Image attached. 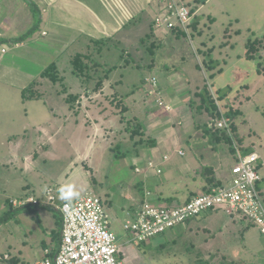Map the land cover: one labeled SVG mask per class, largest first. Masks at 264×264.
Wrapping results in <instances>:
<instances>
[{"label": "rangeland", "instance_id": "374dc122", "mask_svg": "<svg viewBox=\"0 0 264 264\" xmlns=\"http://www.w3.org/2000/svg\"><path fill=\"white\" fill-rule=\"evenodd\" d=\"M14 1L0 0V22L9 35L10 32L23 33L25 28L18 24L29 13L28 7L21 8L26 5ZM204 2H189L193 11L195 3L203 7L196 28L191 27L188 33L177 36L155 26L152 31L149 25L145 32L137 30L131 44H118L102 53L112 41L93 42L89 49L84 48L83 53H79L91 57L88 60L91 82L81 80L71 62L63 60L59 68L62 84L38 79L44 95L39 101L25 103L19 93V88L28 83L27 78L20 77L19 71L24 68L32 72V67L20 61L13 64L3 61V58L9 60L12 53L22 54V50L15 51L12 42L0 46V192L3 195L0 220L10 207L5 202L9 203L11 197L20 198L26 191H42L51 183V177L56 181L60 176V183L74 185L79 195L91 193L101 198L105 210L112 203L118 205V186L135 174L136 160L146 162L149 155V148L139 145L138 141L142 136L143 140L151 139L147 135L151 126H163L172 134L169 139L176 143L171 146L181 145L186 151L185 157L174 153V166L189 161V167H198L201 171L202 166L216 169L218 161L220 165L232 167L235 159L228 145L219 147L218 151L212 149L195 124L210 122L212 125L219 119L211 122L213 118L210 120L197 108L205 106L201 98L206 93L214 98L217 88L229 91L230 104L239 109L235 120L239 138L260 156L257 171L262 179L260 190L264 192V0ZM146 33L152 34L146 37ZM160 34L165 37L157 39ZM255 39L257 51L248 57L247 43ZM192 74L193 78L187 77ZM169 75L183 77L171 84L166 80ZM150 76L156 77L162 87L180 99L179 102L172 99L169 112L154 99L157 96L149 94L146 79ZM64 88L69 93L82 92L85 97L82 103L86 106L79 105L78 101V105L70 109L63 95L58 93ZM112 94L120 97L112 99ZM39 123L41 126L37 127ZM10 125L11 131L6 129ZM134 130L142 134L134 135L138 144L132 139ZM2 142L18 145L6 147ZM27 155L30 162L25 159ZM216 212L210 219L204 220L202 215L194 217L163 236L138 243L132 242L133 234L124 229L126 222L133 220L132 216L120 210L112 228L123 262L264 264V234L257 225L241 214L231 217L222 210ZM53 213L58 221L61 214ZM108 217L115 219L111 212ZM3 224H0V251L5 252L10 251L13 239L9 225ZM34 225L42 230L40 223ZM244 228L250 229L252 248L248 254H230L231 259H228L223 254L225 247L240 249ZM37 232L28 229V237L23 240H33ZM260 240L262 249L254 247ZM214 250L221 253L217 257L211 255L209 251L217 253Z\"/></svg>", "mask_w": 264, "mask_h": 264}, {"label": "crops", "instance_id": "0c3cea01", "mask_svg": "<svg viewBox=\"0 0 264 264\" xmlns=\"http://www.w3.org/2000/svg\"><path fill=\"white\" fill-rule=\"evenodd\" d=\"M2 1L3 0H1V2ZM9 1L10 0H8V2ZM178 1L187 5L191 4L189 3L191 0H189L188 3L185 0ZM195 1L199 3V0ZM208 1L209 0H205L204 3H207ZM14 2L23 6L26 5L21 7L23 10L27 7L29 8L28 15L23 17L22 23L18 24L21 28L25 29L23 33H19V35L12 34V32H10L9 35L8 32L4 30L2 22H0V40L11 42L33 28L36 20L39 21L37 29L28 39L14 45L15 51L22 50V54H19L20 52L9 53L11 54L9 60L3 58V61L8 64H13V61H20L28 63V65L32 67V72L26 71L24 68L19 71L20 77H23V79L27 78L28 80L27 85H24V87L28 86L32 81L41 78V73L49 65L56 64L59 69L63 60L71 62L74 55L83 53L84 48L89 49V46L93 44V42L112 41V44L115 45L112 46V44H109V46L103 49L101 53L110 50V48L117 47L118 44H131L133 36L137 30L144 31L146 26L149 27V25L151 26V30H154V19L165 6L164 0H15ZM198 3H195L194 5V12L196 14L193 22L194 24H196L199 11L203 7H198ZM3 10L5 9L3 8ZM35 14H38V19ZM193 28H196V26L194 25ZM167 32L173 33L177 36L181 35L175 31L168 30ZM151 34L152 33H148L147 35L146 33L144 35L149 37ZM8 35L9 37H7ZM160 36L161 37L159 38L156 36L157 39L165 37L163 34H160ZM126 53L129 54L130 52ZM9 54H6V56ZM182 77L183 76L177 77L175 75H169L166 80H170V83L174 84V82ZM187 77L193 78V74L192 76ZM153 78L157 80L158 84V93H154L157 97L154 99L159 100L165 110L169 112L168 108L169 105L171 106L170 102H172V99H178V102L180 99L175 97L172 92L168 91V89L162 87L158 79L153 76L146 79L147 84L150 85V90L152 86L148 81ZM107 80L108 81L106 82H109V79ZM24 87L19 88V93ZM75 94H82V92ZM83 97L84 95H81L79 105H83ZM119 97H115V94H112L111 98L117 99ZM1 107L2 106H0V108ZM68 107L72 109L69 105ZM0 121L2 120L0 119ZM11 126L12 125L6 127V129L8 128V130L10 129L11 131ZM39 126H41L40 123L37 127ZM147 132V135L151 137L149 140H153L154 145L149 147L150 151L146 162H143L141 159L136 160L133 164V171L135 174L125 178V183L118 186V193L116 196L120 199V202L118 205L112 203L111 206L106 209L107 215L109 216V212H111L112 216L115 218L109 220V228L112 232H114L112 228L114 226L113 221L116 223L117 214L120 210L126 211L127 215L132 216L134 219L140 205L144 201H148L151 204L158 206H180L189 202L194 197L204 194V186L206 185V182L202 172L206 167L202 166V170L200 171V168L198 167H189V165H191V162L189 161L174 166V156H176L174 153H177L178 156L181 157H185L187 153L181 145L171 146V143L176 145L175 142H172L171 139H169L172 135L171 132L163 128V126L160 128L159 126H151ZM176 137L178 138L179 135ZM191 137L192 136H190V138ZM1 145L6 147L9 145L17 147L18 144H5L2 142ZM180 151L184 152V156L179 154ZM25 159H28L29 162L31 160L29 155H27ZM234 159L236 161V158ZM150 161L156 165V168H161L162 172L160 174H155L153 171L155 168H149L148 163ZM164 166L167 167V172L165 171ZM215 166H217L216 169L211 167L214 169V179L217 182H220L221 185H224L223 182H226L227 184L230 181L232 167H227L223 164L220 165L218 161ZM136 169H138L139 172H137ZM186 169H188V171ZM159 175L165 176L160 178L158 177ZM51 178V183H49L42 191H26L21 193L20 198L16 199H24L27 197L40 198L49 188H55L58 190L62 185L65 186L63 183H60V176L56 181H54L55 178ZM260 183L258 185L259 190L261 186ZM87 194L91 193H85V195ZM261 194L264 198V192H261ZM58 195L60 200L65 202H73L85 196L79 195L71 200H66L61 198L60 193H58ZM2 196L3 195L0 192V204L3 203ZM12 198L14 197H11V199ZM4 204L9 207L8 202H5ZM28 208L12 209L9 207V209H7L8 211L3 214H11L13 216L11 220L3 224H7L10 227L9 230L10 236H12L13 239V245L9 246L10 251H0L1 257L4 255L10 256V264H27V262L30 261L34 264L36 261L46 257L52 258L60 247L62 237L61 215H59L60 219L57 221L56 215L53 213H57V211L52 208L43 206H30ZM216 213H218L216 210L204 212L201 214L202 219H210ZM201 215L197 217H200ZM197 217L195 218L197 219ZM35 222L40 223L42 230L34 225ZM28 229H36L38 231L33 240H23L24 237H28ZM243 232L244 234L242 233L240 237L242 241V244L239 246L240 249L237 247H230L229 249L225 247V252H223V254L228 256V259H231V256H229L230 254H248L249 250L252 248L251 241H253V237L248 236L250 229L244 228ZM29 233L32 234L31 231H29ZM131 241L137 242L134 239V236ZM258 242L259 243L254 247L262 249L263 242L261 240ZM209 252L211 255H216V257L221 253L218 250H214L213 252H217L214 254L211 251ZM211 258L212 257H209V259Z\"/></svg>", "mask_w": 264, "mask_h": 264}, {"label": "built area", "instance_id": "2783aa9c", "mask_svg": "<svg viewBox=\"0 0 264 264\" xmlns=\"http://www.w3.org/2000/svg\"><path fill=\"white\" fill-rule=\"evenodd\" d=\"M164 2V9L154 19L155 28L188 33L195 12L178 0ZM148 82L152 86L149 94L154 95L158 88L157 80L153 78ZM213 123V128L229 130L228 120L223 116ZM179 154L184 156V152ZM236 155L227 184L180 206H158L144 201L135 218L127 221L124 229L131 232L138 243H144L204 212L222 210L231 217L235 214L247 217L264 234V198L258 187L261 176L257 171L260 156L256 152L242 155L239 150ZM148 166L155 168L158 174L162 172L152 161ZM58 193L55 188H49L40 198H12L9 202L12 209L43 206L61 214L62 237L57 253L34 264H125L120 258L118 238L109 228L102 199L87 194L73 202H65L60 200ZM9 261L10 256L4 255L0 264H10Z\"/></svg>", "mask_w": 264, "mask_h": 264}, {"label": "trees", "instance_id": "16d2710c", "mask_svg": "<svg viewBox=\"0 0 264 264\" xmlns=\"http://www.w3.org/2000/svg\"><path fill=\"white\" fill-rule=\"evenodd\" d=\"M28 1V0H26ZM32 6V5H31ZM33 8V6H32ZM36 18L38 14H35ZM38 19V18H37ZM38 20L35 21L34 27L31 28L28 32L20 36L19 38L11 41L14 44L21 43L24 40L28 39L32 33L37 29L38 27ZM195 24L193 23L191 27L193 28ZM175 31V30H173ZM175 32L181 34L184 33L181 30H176ZM8 43V41H2L0 40V46L2 44ZM97 43H105L104 41L97 42ZM256 39L254 41H249L247 43V55L248 57H251L253 54L256 53ZM90 56H85L82 54H78L71 60L72 67L74 69V73L81 79L85 80L86 83L91 82L90 79V65L88 63V60L90 59ZM89 71V72H88ZM41 79H47L50 82H53L55 84L61 83L62 84V77H60V72L56 64H51L48 67H46L43 72L41 73ZM84 83V82H83ZM40 84L41 82L39 80L32 81L28 86L24 87L21 91V96L24 102L29 101H36V100H42L43 99V93L40 91ZM158 90V88H157ZM216 94L213 98V96H210V94L201 98V101L205 104V106H198V112L205 114L208 116L211 120L214 121L215 118H221L222 116L225 117L228 120L229 123V130L227 129H216L213 128L209 123H195L196 128L198 130L203 131V136L206 139L207 143L215 150L218 151L219 147H222L223 145H228L230 152L232 153L233 157L236 158L237 150L241 152L242 155L250 154L253 151L249 146H245L242 143V140L239 138V133L237 126L235 124L236 117L239 114V109L233 106V104H230V92L226 91L224 92L222 89H216ZM59 94L64 96V100L66 103L73 109L74 105L80 100L81 94H75V93H69L65 88L62 90H59ZM208 103V104H207ZM138 130V129H137ZM136 133V130L133 131L132 139L135 142V144H138L135 139L134 135H138ZM142 136V134H140ZM143 136L139 139V145L149 148L152 145H154L153 140H143ZM135 139V140H134ZM150 142V143H148ZM202 175L205 178L206 185L204 186V193L211 192L214 188H219L222 185L220 182H217L214 179V169L211 167H206L203 169ZM30 206L24 207L28 208ZM23 209V208H21ZM29 209V208H28ZM13 216L11 214H5L0 220V224L7 223L9 220H11Z\"/></svg>", "mask_w": 264, "mask_h": 264}, {"label": "clouds", "instance_id": "9594fccd", "mask_svg": "<svg viewBox=\"0 0 264 264\" xmlns=\"http://www.w3.org/2000/svg\"><path fill=\"white\" fill-rule=\"evenodd\" d=\"M60 196L62 199H66V200H71L74 197H78L79 196V192L75 190V186L74 185H67V186H61L58 189Z\"/></svg>", "mask_w": 264, "mask_h": 264}]
</instances>
